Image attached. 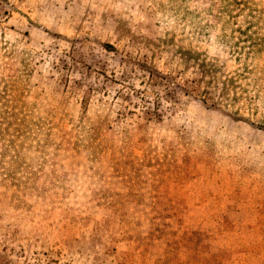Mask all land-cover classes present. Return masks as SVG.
Returning <instances> with one entry per match:
<instances>
[{
	"label": "rangeland",
	"instance_id": "obj_1",
	"mask_svg": "<svg viewBox=\"0 0 264 264\" xmlns=\"http://www.w3.org/2000/svg\"><path fill=\"white\" fill-rule=\"evenodd\" d=\"M0 264H264V0H0Z\"/></svg>",
	"mask_w": 264,
	"mask_h": 264
}]
</instances>
